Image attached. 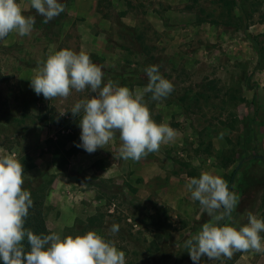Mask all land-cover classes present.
Listing matches in <instances>:
<instances>
[{
    "label": "rangeland",
    "instance_id": "1",
    "mask_svg": "<svg viewBox=\"0 0 264 264\" xmlns=\"http://www.w3.org/2000/svg\"><path fill=\"white\" fill-rule=\"evenodd\" d=\"M18 2L36 23L30 36L0 40V155L24 165L23 188L43 197L50 234L94 230L125 252L126 264H194L184 241L210 218L185 182L201 172L239 196L237 227L248 212L264 219V0H235L229 14L221 0H59L65 11L49 23L29 0ZM50 48L84 50L105 83L130 89L145 87L144 69L158 65L174 90L162 101L145 98L175 140L138 162L115 158L119 133L94 153L77 147L70 109L90 92L50 101L30 87ZM48 111L69 125H44ZM200 264L221 261L202 256ZM223 264H264V253L237 252Z\"/></svg>",
    "mask_w": 264,
    "mask_h": 264
},
{
    "label": "clouds",
    "instance_id": "2",
    "mask_svg": "<svg viewBox=\"0 0 264 264\" xmlns=\"http://www.w3.org/2000/svg\"><path fill=\"white\" fill-rule=\"evenodd\" d=\"M29 7L49 23L65 11L59 0H29ZM18 0H0V40L15 33L30 36L36 18L25 15ZM30 87L46 100H66L73 91L90 92V96L77 100L70 109L79 117L80 141L76 145L87 153L106 148L119 133L120 147L116 159L138 162L156 153L164 144L175 140L177 131L169 124L157 123L146 100L167 99L174 90L173 83L159 71L158 65L144 69L148 82L145 87L130 89L109 79L84 50L69 48L49 49L44 61L38 62ZM68 112V111H67ZM66 112L60 113L64 115ZM224 133L220 134L221 138ZM24 165L14 154L0 155V261L3 264H126V254L115 242L89 230L82 235L61 236L35 234L25 227L29 210L33 206L30 191L23 188ZM185 188L193 201L210 218L200 230L184 241L194 264L201 257L210 261L231 260L237 252L264 253V219L247 213V223H233V213L239 196L219 175L201 172L189 177ZM119 231L112 224L111 235Z\"/></svg>",
    "mask_w": 264,
    "mask_h": 264
},
{
    "label": "trees",
    "instance_id": "3",
    "mask_svg": "<svg viewBox=\"0 0 264 264\" xmlns=\"http://www.w3.org/2000/svg\"><path fill=\"white\" fill-rule=\"evenodd\" d=\"M224 3V7L226 8V14L230 13L231 5H235V0H221ZM240 16L242 19L243 24L246 22L245 14L240 9ZM244 28V27H243ZM249 37V36H248ZM252 46L256 50L257 53H260L259 49H261V46L259 42L255 40V38H249ZM51 111H48L46 115L40 117L39 121L43 123L44 125L47 124H54L57 123L58 126H68V120L65 118H56ZM27 190V189H26ZM29 191V190H28ZM31 197L33 199V206L29 210V215L26 218L25 227L28 229H31L35 234H50L46 223H45V215H44V208H43V197L41 196L40 192L38 190H31ZM0 264H3L2 261H0Z\"/></svg>",
    "mask_w": 264,
    "mask_h": 264
}]
</instances>
